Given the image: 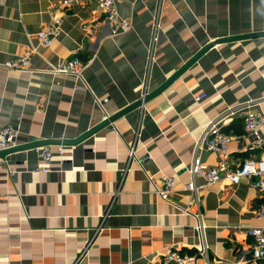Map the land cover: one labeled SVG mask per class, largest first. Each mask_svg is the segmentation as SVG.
Masks as SVG:
<instances>
[{"label": "crops", "instance_id": "0c3cea01", "mask_svg": "<svg viewBox=\"0 0 264 264\" xmlns=\"http://www.w3.org/2000/svg\"><path fill=\"white\" fill-rule=\"evenodd\" d=\"M57 1L0 0V127L19 125L15 147L45 142L63 152L49 173L32 171L42 165L33 148L0 157V264H164L170 250L195 254L186 168L194 158L218 163L215 153H195L210 120L231 137V167L249 156L245 105L264 112V0H124L116 8L131 27L115 36L94 1L79 0L45 48L36 34ZM219 40L141 106L76 144L56 142L153 93ZM27 48L35 49L30 71L2 66ZM73 56L84 63L82 79L50 72ZM147 175L156 184L175 178L168 202ZM254 180L196 179L209 250L191 264H254L249 231L264 234Z\"/></svg>", "mask_w": 264, "mask_h": 264}, {"label": "built area", "instance_id": "2783aa9c", "mask_svg": "<svg viewBox=\"0 0 264 264\" xmlns=\"http://www.w3.org/2000/svg\"><path fill=\"white\" fill-rule=\"evenodd\" d=\"M79 0H58L56 8L51 11L50 21L44 25L36 34L42 47H50L54 39L61 33L62 17L61 13L71 4ZM98 10L104 14V19L110 25V34L115 36L119 33L127 32L130 27V21L121 17L116 8L117 3L124 0H93ZM35 49L27 48L20 56L5 61L2 66L8 70L30 71L29 64ZM84 63L77 57L73 56L58 65L52 67L50 72L53 74L71 75L77 79H82V70ZM145 96V93L142 97ZM205 97L200 94L194 97L196 102ZM250 102L246 103V112L243 117V130L246 135L251 137L247 146L249 156L244 158L241 163L235 167L228 164L229 143L231 137L220 131L214 121L210 120L202 129L198 137L194 139L195 153L198 150H206L219 156V161L214 166H208L193 159L190 166L186 168L189 180L185 189L193 195V201L189 203L194 206L192 217L194 219L193 231L198 239L195 254H181L176 250H170L163 256L164 264L173 262L174 264H191L197 257L207 258L208 244L206 241V226L198 197V190L203 185L196 183L197 178H202L207 185L216 184L226 181L229 184H237L244 179L255 178L253 185L260 191L263 201L256 209V216L259 219L264 218V136L261 130L264 127V112L249 109ZM20 133L19 125L0 127V151L10 149L16 146L17 137ZM34 153L40 159L42 165L32 169L33 172L49 173L52 171V160L58 158L62 160V146H56L55 151L48 144L36 146L33 148ZM259 151L258 155H253ZM133 156V149H130ZM148 180L152 183L155 193L160 200L168 202L174 191L175 178L173 176L162 177L159 183H155L152 176L147 175ZM183 213H189L187 208L182 209ZM253 236V242L250 247L249 255L254 264H264V234L262 228H254L249 231ZM87 248V245L86 247Z\"/></svg>", "mask_w": 264, "mask_h": 264}, {"label": "water", "instance_id": "95a60500", "mask_svg": "<svg viewBox=\"0 0 264 264\" xmlns=\"http://www.w3.org/2000/svg\"><path fill=\"white\" fill-rule=\"evenodd\" d=\"M252 36V35H249ZM219 41H214L212 43H209L206 47H204L197 55H195L190 61H188L181 69H179L174 75H172L169 79H167V81H165L161 87H159L156 91H154L153 93L149 94V95H145L144 97H141V99H138L137 101H135L134 103H131L130 105H128L127 107H125L124 109H122L121 111L111 115V116H107L105 118L104 121H102L100 124H98L97 126L93 127L92 129L88 130L86 133H84L83 135H81L80 137H78L77 139L73 140V141H56L59 144H64V143H68V144H76L82 140H84L85 138L91 136L92 134H94L97 130L107 126L108 124H110L111 122H113L115 119L119 118L120 116H123L124 114H126L127 112H129L132 109H135L136 107H139L142 105V103L146 100L149 99L150 97H153L159 93H161L170 83H172L174 80H176L181 74L182 72L187 69L190 65H192L197 58L200 56V54H202L203 52H205L208 48H210L212 45H214L215 43H218ZM45 142H39V143H33L30 145H25V146H21V147H13L10 149H5V150H1L0 151V157H4L5 154H7L10 151H16V150H20V149H28V148H34L36 146H41V145H45Z\"/></svg>", "mask_w": 264, "mask_h": 264}]
</instances>
